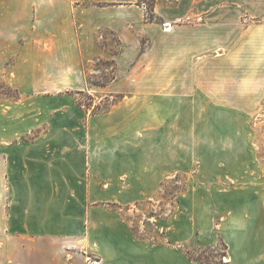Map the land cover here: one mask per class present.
<instances>
[{"label":"crops","instance_id":"1","mask_svg":"<svg viewBox=\"0 0 264 264\" xmlns=\"http://www.w3.org/2000/svg\"><path fill=\"white\" fill-rule=\"evenodd\" d=\"M153 14L150 19L139 0H0V48L9 50L4 60L14 57L10 85L20 92L90 90L100 93L96 101L125 94L93 114L75 97L21 96L0 103V264H66L68 243L60 228L66 186L83 184L87 200H114L113 186L130 182L115 173L129 164V153L137 160L133 167L144 170L146 161L135 154L178 152L177 135L161 132L163 121L177 131L178 105L264 102V0H158ZM103 30L117 35L123 50L115 56L116 76L98 85L89 82L84 64L109 58L98 44ZM130 55L137 64L124 63ZM163 135L170 144L161 143ZM144 177L141 170L130 184L144 185ZM97 185L99 196L92 191ZM121 195L143 194L122 189ZM237 222L227 232L240 241L234 245L223 234L227 264H264V220L255 237ZM166 231L169 241L146 242L128 228L121 257L110 260L108 249L99 264H197L179 249L192 232L178 236L176 223Z\"/></svg>","mask_w":264,"mask_h":264},{"label":"rangeland","instance_id":"2","mask_svg":"<svg viewBox=\"0 0 264 264\" xmlns=\"http://www.w3.org/2000/svg\"><path fill=\"white\" fill-rule=\"evenodd\" d=\"M139 1L146 5L149 17L151 6L158 0ZM142 43L143 47L149 45V41L144 40ZM98 44L109 51V58H97L87 62L84 64V70L90 83L100 85L116 76L115 56L122 52L123 43L113 32L103 30L98 35ZM30 48L29 46L27 49ZM8 51L0 48L1 104H10L15 98L14 90L7 85L8 68L9 64L14 62V57L3 59ZM135 57H125L124 63L137 64ZM39 95L54 98L75 97L79 103L85 105L89 114H93L105 111L111 103H119L120 97L125 94H109L96 101V96H101L100 93H91L90 90L80 93L73 89L21 92L22 97ZM7 118L9 117L6 116ZM177 118V131L174 127L170 129L165 125L166 121L161 124V132L177 135V153L135 154L141 161H146V168L141 169L145 171L144 185L130 184L138 174L141 176V170L136 168L137 166L133 167L137 160H133V153H129L130 165L126 160L125 167L115 170V173L118 177L119 172L124 182H127L125 178L130 182L113 186L114 200H87L84 197L86 186H66L65 213L60 219V228H65L63 235L68 243L64 252L66 264H99L108 249L113 252V255L109 256L110 260H117L121 257L122 240L128 228H131L136 237L146 242H165L169 241L166 240V229L176 223L178 236L192 232L190 239L179 249L182 248L197 264H227L228 246L223 234L234 245L236 241L241 240L237 239L236 232H227V228L236 220L237 224L244 227L245 235H262L264 102L256 105L209 107L180 104ZM21 120V124L26 125V117ZM1 122L2 117L0 127H3ZM46 127L43 125L40 128ZM31 136L32 134H29V137ZM170 139L169 136L163 135L161 143L170 144ZM93 187L92 191L96 192L93 195L98 193L99 196L102 186ZM72 189L79 190L76 196L71 194ZM122 189L125 193L127 189L135 192L140 190L143 195L139 198H124L121 195ZM118 192L120 193L117 194ZM175 214H181L177 222ZM105 224L109 227L106 228ZM221 224L222 230L219 229ZM96 229L98 231L94 233L92 242L91 234ZM105 232L108 235L107 241ZM214 238L218 239L217 245H209ZM105 242L109 245L107 248L100 244ZM59 244L62 245V238ZM72 244H75V247H72ZM54 256H58L56 251Z\"/></svg>","mask_w":264,"mask_h":264},{"label":"trees","instance_id":"3","mask_svg":"<svg viewBox=\"0 0 264 264\" xmlns=\"http://www.w3.org/2000/svg\"><path fill=\"white\" fill-rule=\"evenodd\" d=\"M154 6H155V3H153V5L151 6V12H150V16H149V18L150 19H152L153 17H154V14H153V12H154ZM12 90H14V92H15V98H14V100H17V99H19L20 97H21V92H20V90L18 89V88H15V87H13L12 85H10V84H7Z\"/></svg>","mask_w":264,"mask_h":264},{"label":"built area","instance_id":"4","mask_svg":"<svg viewBox=\"0 0 264 264\" xmlns=\"http://www.w3.org/2000/svg\"><path fill=\"white\" fill-rule=\"evenodd\" d=\"M165 26H166V28H169V26H171V24L169 22H165Z\"/></svg>","mask_w":264,"mask_h":264}]
</instances>
